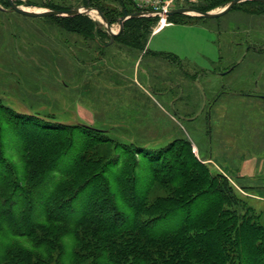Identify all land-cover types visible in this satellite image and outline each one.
<instances>
[{
    "label": "rangeland",
    "instance_id": "374dc122",
    "mask_svg": "<svg viewBox=\"0 0 264 264\" xmlns=\"http://www.w3.org/2000/svg\"><path fill=\"white\" fill-rule=\"evenodd\" d=\"M228 1L176 0L174 6L210 13ZM13 2L43 11L94 8L105 19L97 11L30 18L0 0L1 211L13 209L18 219L31 198L35 208L28 216L41 222L44 207L53 205V187L66 177L71 184L61 199L72 198L81 213L91 191L101 194L97 184L87 185L94 178L103 177L99 185L109 191L117 181L140 195L157 173L141 213L130 194L116 199L123 215L151 221L197 199L202 207L162 221L171 229L218 199L212 212L235 230L242 223L264 225V3L244 1L211 19L148 14L120 27L125 14L146 10H137L134 0ZM169 21L196 23H170L151 38ZM247 31L255 42L247 41ZM40 138L48 140L33 145ZM32 158L44 159L37 162L39 173L51 170L29 197L19 188L31 186ZM209 182H215L213 193L197 198ZM1 225L0 264H22L25 256L34 261L43 250L48 264H69L80 250L74 239L81 229L45 225L28 239ZM82 251L87 256L91 248Z\"/></svg>",
    "mask_w": 264,
    "mask_h": 264
},
{
    "label": "trees",
    "instance_id": "16d2710c",
    "mask_svg": "<svg viewBox=\"0 0 264 264\" xmlns=\"http://www.w3.org/2000/svg\"><path fill=\"white\" fill-rule=\"evenodd\" d=\"M231 1L229 0L228 3ZM75 17H79V15ZM47 140L48 138L37 139L33 145H42ZM88 144L90 149L95 148L93 142ZM31 161L32 163L28 162L27 164L28 183L31 186L26 190L19 188L21 194L29 197L33 188L45 183L51 170L49 167L39 173L37 162H42L44 159L32 158ZM151 161L154 162V160ZM37 177L38 180H36ZM151 177L153 180L140 195L134 193V190H126L122 183L117 181L115 190L109 191L107 187L102 188L99 185L100 180L104 179L103 177L94 178L87 185L97 184L95 189L101 194L91 191V199L85 205L84 210H81V213L78 212V207L70 201L72 198L61 199V195L69 192L71 184L70 180L62 177L53 187L55 192L48 198H52L53 205L50 209L44 207V218L41 222L31 220L32 215L28 216L35 208L34 200L29 198L26 200V203L29 204L28 210L22 209V217L18 219L17 212L15 213L13 209L0 210V219L2 220L0 228L1 224L8 225L14 236H26L28 239L34 237L35 231L45 225L66 226L75 229V231L83 230L81 236L75 233L74 241L80 250L72 254L69 264H79L83 260H87L84 262L87 264H236L235 262L237 264H264V225L254 227L242 223L240 229L235 230L234 223L226 220L224 216L212 212L220 205L218 199L212 202L213 205L203 206L202 212L197 209L192 216L184 217L183 215L184 221L179 220L177 225L171 229H163L162 221L178 211H186L189 206L202 207L197 199L188 200L187 204L183 205L184 207L167 211L161 217L151 221L138 219L137 214L144 211V201L147 200L149 192L155 188L154 184L159 182L157 173H151ZM38 181L40 183L37 185ZM212 183H203L201 185L203 190L196 195L197 198L209 192L212 194L215 186ZM80 188L77 187L75 191ZM59 192L61 194H58ZM129 194L128 200L137 213L131 218L123 215L115 203L119 196L124 198ZM134 194L138 199L136 202ZM32 242L39 243L34 240ZM86 248H91V251L87 256H83L82 250ZM25 251L32 254L30 249H25ZM12 253L9 252L6 255L7 258ZM42 253V256L34 261L25 256L22 264H48V260L44 258H49V251L43 250ZM6 259L4 260L6 261Z\"/></svg>",
    "mask_w": 264,
    "mask_h": 264
},
{
    "label": "water",
    "instance_id": "95a60500",
    "mask_svg": "<svg viewBox=\"0 0 264 264\" xmlns=\"http://www.w3.org/2000/svg\"><path fill=\"white\" fill-rule=\"evenodd\" d=\"M10 9L13 10L14 12L30 17V18H38V17H46V16H53V15H59V16H75L78 14H84L88 12L89 10L97 11L94 8H83L82 11H79L78 9H68V10H54V9H48L45 11H40V12H34V11H28L19 8L13 0H6ZM244 1H253V2H260L264 3V0H232L230 3H228L220 12L218 13H209V12H201L193 9H188V8H179V9H174L166 14L167 17L169 16H174V15H185L189 13H194V15L202 17V18H217L225 15L226 13L229 12V10L236 4H239ZM98 12V11H97ZM99 13V12H98ZM100 14V13H99ZM101 15V14H100ZM139 16H146L145 13H140L136 12L134 14H125L124 17L118 20V23L121 27V25L127 21L128 19L139 17ZM103 19V15H101ZM109 28L107 27V31ZM118 33V32H117ZM116 33H112L111 35H115ZM262 100H264V96H260Z\"/></svg>",
    "mask_w": 264,
    "mask_h": 264
},
{
    "label": "built area",
    "instance_id": "2783aa9c",
    "mask_svg": "<svg viewBox=\"0 0 264 264\" xmlns=\"http://www.w3.org/2000/svg\"><path fill=\"white\" fill-rule=\"evenodd\" d=\"M176 0H134V5L140 13H145V15H163L175 9Z\"/></svg>",
    "mask_w": 264,
    "mask_h": 264
},
{
    "label": "crops",
    "instance_id": "0c3cea01",
    "mask_svg": "<svg viewBox=\"0 0 264 264\" xmlns=\"http://www.w3.org/2000/svg\"><path fill=\"white\" fill-rule=\"evenodd\" d=\"M203 19H204V18H203ZM170 23H171V24H178V25H181V26H191V25L195 24L196 22L186 23V22H179V21H169V22L167 23V25H164L159 31L153 33V34L151 35V38L154 37L155 35H157L158 33H160V32H161L163 29H165L167 26H169ZM247 32H248L247 35H246L247 41L249 42V41L251 40V42H255L254 35L251 34V33H253V32H252V31H247ZM245 40H246V39H245ZM249 48H250V47H249ZM249 48H248V49H249ZM249 50H250V49H249ZM155 52H160V51H155ZM161 53H164V52H161ZM170 54H172V53H170ZM173 55H174V54H173ZM174 56H176V55H174ZM176 57H177V56H176ZM259 99L262 100V99L260 98V96H259ZM262 101H264V100H262Z\"/></svg>",
    "mask_w": 264,
    "mask_h": 264
},
{
    "label": "bare ground",
    "instance_id": "6f19581e",
    "mask_svg": "<svg viewBox=\"0 0 264 264\" xmlns=\"http://www.w3.org/2000/svg\"><path fill=\"white\" fill-rule=\"evenodd\" d=\"M234 6H235V5H234ZM234 6H233V7H234ZM233 7H232V8H233ZM223 8H224V7H222L220 10L212 11V12H210V13H218V12H220ZM232 8H231V9H232ZM21 9L28 10V11H34V12H40V11H43V10H40V9H37V10L34 9V10H32V9H30V8H21ZM231 9H230V10H231ZM89 12H90V13H94L95 11H93V10H89ZM95 13H96V12H95ZM95 13H94V14H95ZM189 14H190V15H194V13H189ZM205 19H208V18H205ZM209 19H211V18H209ZM107 33L111 35L112 33H115V31H113L111 28H109V30L107 31Z\"/></svg>",
    "mask_w": 264,
    "mask_h": 264
}]
</instances>
